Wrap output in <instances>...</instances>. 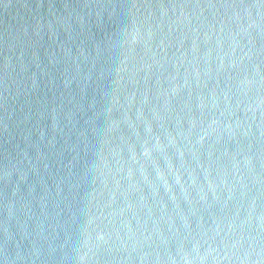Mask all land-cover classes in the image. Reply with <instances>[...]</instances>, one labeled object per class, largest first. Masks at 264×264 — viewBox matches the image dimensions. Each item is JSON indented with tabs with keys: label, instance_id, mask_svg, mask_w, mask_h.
Instances as JSON below:
<instances>
[{
	"label": "water",
	"instance_id": "water-1",
	"mask_svg": "<svg viewBox=\"0 0 264 264\" xmlns=\"http://www.w3.org/2000/svg\"><path fill=\"white\" fill-rule=\"evenodd\" d=\"M0 264H264V0H0Z\"/></svg>",
	"mask_w": 264,
	"mask_h": 264
}]
</instances>
